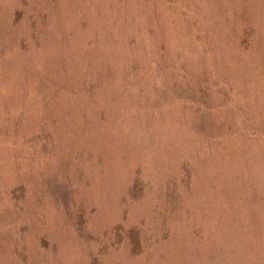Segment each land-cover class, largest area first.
Returning <instances> with one entry per match:
<instances>
[{"label":"rangeland","instance_id":"1","mask_svg":"<svg viewBox=\"0 0 264 264\" xmlns=\"http://www.w3.org/2000/svg\"><path fill=\"white\" fill-rule=\"evenodd\" d=\"M0 264H264V0H0Z\"/></svg>","mask_w":264,"mask_h":264},{"label":"trees","instance_id":"2","mask_svg":"<svg viewBox=\"0 0 264 264\" xmlns=\"http://www.w3.org/2000/svg\"><path fill=\"white\" fill-rule=\"evenodd\" d=\"M14 121L15 122H14L13 128L19 129V128H21V125L24 124L21 117L15 118ZM9 125H10V123H6V126H9ZM7 136H8V138H10V129L8 130Z\"/></svg>","mask_w":264,"mask_h":264}]
</instances>
